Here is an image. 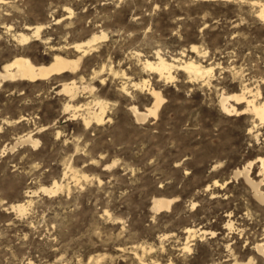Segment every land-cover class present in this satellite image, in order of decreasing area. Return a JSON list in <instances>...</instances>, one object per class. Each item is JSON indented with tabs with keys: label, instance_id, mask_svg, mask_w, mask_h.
Instances as JSON below:
<instances>
[{
	"label": "rangeland",
	"instance_id": "obj_1",
	"mask_svg": "<svg viewBox=\"0 0 264 264\" xmlns=\"http://www.w3.org/2000/svg\"><path fill=\"white\" fill-rule=\"evenodd\" d=\"M252 1L0 0V68L16 54L47 64L51 45L73 58L75 41L107 33L75 72L0 88V264H264L254 247L264 241V204L234 175L253 161L260 177L264 124L219 102L244 85L264 101V21ZM37 24L41 40L17 39ZM157 49L213 65L210 81L145 70L140 59L154 60ZM144 78L166 101L156 118L138 121L131 104L144 109L153 97L131 82ZM73 79L81 88L71 98L62 88ZM124 80L131 93L119 90ZM94 98L108 101L101 124L86 127L65 110L66 102L85 104L81 113ZM29 130L37 146L4 151ZM74 171L89 179L77 182ZM55 180L62 189L44 192ZM155 196L174 198L170 209L153 210ZM21 200L25 215L11 207ZM186 226L198 230L190 249Z\"/></svg>",
	"mask_w": 264,
	"mask_h": 264
},
{
	"label": "bare ground",
	"instance_id": "obj_2",
	"mask_svg": "<svg viewBox=\"0 0 264 264\" xmlns=\"http://www.w3.org/2000/svg\"><path fill=\"white\" fill-rule=\"evenodd\" d=\"M252 2L253 4L257 5L258 9H257L256 14L258 18L264 21V2L256 1V0ZM43 28H44L43 24H37V25H34L33 27L32 25H29L28 29H30V32H25V31L20 32L17 35V39L22 43H27L32 39L41 40L42 38L41 32ZM106 37H107V33L105 31H102L100 34L93 33L90 37L82 41H79V42L75 41L73 44H71V47L75 50V52L77 51L78 54L76 55V57H73V58H71L70 55L63 53L64 51L62 47H56L54 45H51L50 49L54 50V52H53L52 60L47 64L35 62L30 56H27L28 54L27 55L16 54L10 60L5 62L0 68V88L7 81L34 82L38 80L48 79L53 75H61L66 72H75L78 69L82 58L91 49L95 47L96 43L100 39H103ZM191 51L200 53L198 46L195 44L191 45ZM67 53H69V51ZM182 54L185 56L186 55L185 51L182 52ZM138 55H140L139 52H138ZM154 55H155L154 60L148 57L147 58L144 57L145 58L144 60L140 59L142 61L143 68L145 70H150V71L158 73L160 78H164L166 81L175 79L176 70L185 71L186 73H188L190 78H195V79H204V80L207 79V81H210L211 79L210 77H212L211 75L214 70L213 65L207 66L194 58L187 59V58H182L181 56L179 57L172 56L170 58H167L162 53L161 49H157ZM104 68L105 66H103L102 70ZM110 70L114 72L112 68H110ZM114 73L117 74L119 72L115 71ZM123 74L127 76L125 72H123ZM149 79L144 78L141 81L139 80V81H132V82L131 80H129L131 82V86L134 87L135 89L137 88L147 89L148 88L149 93L153 97L151 104L145 107L144 109H140V107H138V105L136 104H131L130 110L133 113L136 120L138 121H145L150 116H154L156 118L158 116L159 109L161 108L162 104L166 101L161 90L156 89L153 86H149L151 85V83H149L150 81ZM80 88L81 86H79L76 80L73 79L72 81L65 82L63 84L62 91L69 94L71 98H74L77 96ZM83 88L84 89L89 88L91 91L95 89L94 85L92 86L90 84L83 86ZM252 89L244 85L241 91L237 93L227 94L225 92H222L220 95V100H219L220 106L225 112L230 113V114H243V113H248V112L252 113V115H254V117L258 119L261 124H264V101L261 102L257 100L258 96L261 95L260 93L261 90L258 89L256 92H254ZM119 90L122 92L131 93L129 91L130 90L129 83L125 80L121 82L119 86ZM232 101H235V103ZM92 103L93 105H91ZM86 104H87L85 107L86 110L79 113V111L82 109V107L85 104L75 105L70 102H66L65 110L72 112V115L75 117L78 115L81 116V119L86 127L90 126L93 123L101 124L106 120V116H107L106 114H107V108H108L107 100L103 98H94L93 100L87 102ZM239 105H244V106L240 108ZM24 118L25 117H22V118L19 117L15 121L20 122ZM256 125L257 124H254V126ZM27 144H30L33 147L39 144V139L34 137V133L31 130L17 135L15 139L13 140V144L11 146L7 144L4 148V151L7 150V148H9L10 150H15L19 146H24ZM259 160H260V163H259L260 164V170H259L260 177H254L251 174L252 166L254 164L253 161L247 162L246 164L243 165V167H239V168L237 167L234 171V175L235 177L239 175H243L245 181L252 188V191L254 193L253 195H255L259 199V201H261L264 204V157L263 156L260 157ZM70 170L73 171V168L68 165L64 172V176H67ZM77 172L78 171L73 172V177L76 179L77 182H79L80 178L82 177L87 180L89 179V175L84 173L81 176H79ZM215 183H217V181H215ZM62 187H63V184L55 180L54 185L45 186L43 190L44 192L46 191L47 194L48 193L53 194V193H56L59 189H62ZM32 191H27V196H30V193ZM33 192L35 193L36 190ZM173 201H174V198L155 196L152 201L153 203L152 208L156 212L161 211L163 208L170 209ZM11 207L12 209L18 211L20 214L26 213L28 209L26 203L22 200L15 204H12ZM226 226L228 228H233L234 226L233 221L228 220V222L226 223ZM184 231L188 234L185 248L190 249V245H189L190 241L188 239L190 237H194L196 233L198 232V230L193 227L186 226V229ZM254 247L256 251L264 257V241L256 242ZM254 259L255 258L251 257L248 260L243 261V260H239L235 258V260H233L231 264H254L253 263ZM142 260L144 259H141V261ZM30 263L34 264L32 260L30 261Z\"/></svg>",
	"mask_w": 264,
	"mask_h": 264
}]
</instances>
